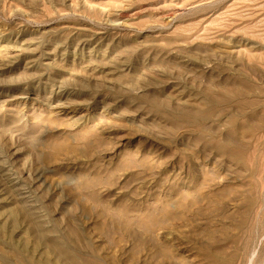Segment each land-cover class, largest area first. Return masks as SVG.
Masks as SVG:
<instances>
[{"label":"rangeland","instance_id":"rangeland-1","mask_svg":"<svg viewBox=\"0 0 264 264\" xmlns=\"http://www.w3.org/2000/svg\"><path fill=\"white\" fill-rule=\"evenodd\" d=\"M0 264H264V0H0Z\"/></svg>","mask_w":264,"mask_h":264}]
</instances>
